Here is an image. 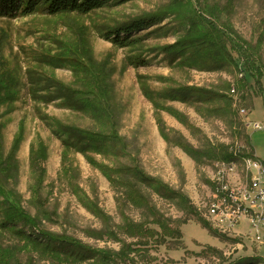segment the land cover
I'll use <instances>...</instances> for the list:
<instances>
[{
    "label": "rangeland",
    "instance_id": "obj_1",
    "mask_svg": "<svg viewBox=\"0 0 264 264\" xmlns=\"http://www.w3.org/2000/svg\"><path fill=\"white\" fill-rule=\"evenodd\" d=\"M162 10V22L130 33L124 47L102 36ZM203 33L210 43L191 50L190 38ZM98 69L110 84L125 151L82 153L86 143L67 125L100 127L58 97L64 85L91 96L87 84ZM177 88L201 98L166 96ZM162 107L183 113L196 130ZM158 119L197 149L230 153L239 145L241 155L264 163V131L251 128L264 125V0H133L86 14L0 17V264H94L73 263L43 250L44 238L31 243L19 233L40 231L84 246L85 259L103 253L112 264H264V243L211 227L206 209L219 158L195 162L161 137ZM133 160L168 187L133 180L148 207L131 204L129 174L119 171Z\"/></svg>",
    "mask_w": 264,
    "mask_h": 264
},
{
    "label": "trees",
    "instance_id": "obj_2",
    "mask_svg": "<svg viewBox=\"0 0 264 264\" xmlns=\"http://www.w3.org/2000/svg\"><path fill=\"white\" fill-rule=\"evenodd\" d=\"M128 1L133 0H0V17H16L19 15H29L36 12L44 15H55L65 12H77L86 14L98 8H103L108 5H118L120 3ZM166 15L167 11L165 10L146 14L131 21H126L125 23L115 25L110 29H106L102 33V36L110 40L114 45L124 47L129 42L132 43V40H130V36H128L130 33L140 30H146L153 25L159 24L164 20ZM121 34L124 35L121 37ZM208 38H210V40L208 41L210 43L212 37L204 33L200 34V36L197 37H191L190 48L192 44L198 45L199 43L207 42ZM186 46L187 45L185 44L178 45V47L182 48ZM195 52L197 54H202L197 47L195 49ZM192 55L196 56L194 53ZM212 55H215V53H212ZM202 57L206 56L202 54ZM67 59L68 58L66 57H61V59L58 61L63 62L67 61ZM103 74H101V69L92 71V76H90L91 80L87 84L91 87L90 89L93 94L88 91L91 96H84L80 92H70L73 90L71 88H68V86L66 85L61 88L60 95L58 96L60 98H63L67 102V104H69L73 108H77V110H79L80 112L90 115L91 118H93L100 125V127L98 128H84L72 124H67L70 128L76 129L79 134V136H75L74 139L86 143V145H82L81 147H79L81 148L82 153H85L89 150L100 152L104 148H115L116 145L119 146L118 150L125 151L127 149V143L125 139L118 133L117 106L116 104L112 103L113 101L112 98H110V95L107 96V91H110V84L108 85V82ZM36 80L40 81V79L38 78H36ZM169 92L170 93H167L166 95L168 98L181 97L183 99H186L191 97L193 93L197 94L201 98V91L199 92L196 89L177 88ZM162 109L170 112L186 127L194 131L196 130L195 127L188 125V123L186 122V116L180 111L175 109L172 110L169 107H162ZM158 128L161 137L165 141H167L168 143H172L174 146L180 147L195 162H201L203 158H219V160L227 161L232 159V155L230 153L223 151L221 148L220 150L216 146H210L207 148V150H200L192 146L183 138L181 139L178 134H174V137L172 138L166 128L163 126V123H161L160 119H158ZM61 130L66 132V129ZM62 159V162H65V158ZM93 164L100 167V165L96 162H93ZM105 168L106 167L102 166V171L106 174V176H108V179L110 181H113L114 177H112L111 174H108L106 171L107 169ZM119 171H125L124 173L129 174V199L132 205H139L142 207L149 206L148 200L145 196L140 194V191L136 186H134L135 182L133 180L147 183L149 184V186L155 188L168 189L165 184L156 181V179H154L153 177H150L135 160H133L132 166H130L129 168L120 167ZM2 190L3 187L0 185L1 193H3ZM12 220H15V217H6L5 222L9 223L12 222ZM156 224L159 225L160 228H162L165 232H168L169 229L163 226L164 220L162 221V219H157ZM3 226H6V224H3ZM31 228H33V226H31ZM19 233L23 238H27L31 243L39 244V241H41L40 237L44 238L45 243L41 245L43 250L54 254L64 255L66 258L73 260V263L83 262L88 259H95L93 261L94 264L113 263L110 258L103 253H101L100 255L101 258L99 255H97V257L95 256L85 259V256L89 252L84 246L78 245L77 243H74L65 238L58 237L56 235L40 231L39 234L26 237L24 233Z\"/></svg>",
    "mask_w": 264,
    "mask_h": 264
},
{
    "label": "built area",
    "instance_id": "obj_3",
    "mask_svg": "<svg viewBox=\"0 0 264 264\" xmlns=\"http://www.w3.org/2000/svg\"><path fill=\"white\" fill-rule=\"evenodd\" d=\"M253 131L264 125L253 123ZM232 159L218 160L212 178V196L206 213L220 235L244 236L264 243V163L256 154L230 150Z\"/></svg>",
    "mask_w": 264,
    "mask_h": 264
}]
</instances>
